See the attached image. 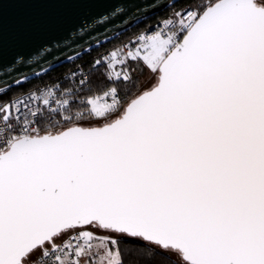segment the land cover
Wrapping results in <instances>:
<instances>
[{"label":"snow or ice","instance_id":"6c2138e0","mask_svg":"<svg viewBox=\"0 0 264 264\" xmlns=\"http://www.w3.org/2000/svg\"><path fill=\"white\" fill-rule=\"evenodd\" d=\"M161 6L86 73L0 88V264H264V0Z\"/></svg>","mask_w":264,"mask_h":264},{"label":"water","instance_id":"95a60500","mask_svg":"<svg viewBox=\"0 0 264 264\" xmlns=\"http://www.w3.org/2000/svg\"><path fill=\"white\" fill-rule=\"evenodd\" d=\"M172 2L87 0L85 3H58L14 0L5 3L0 19L3 35L0 86L35 71L53 68L67 61L64 59L69 55L104 42L165 8L161 5ZM117 9L121 11L111 15ZM104 16L108 19L95 23ZM86 23H93L94 27L85 28ZM18 58L19 64L15 62Z\"/></svg>","mask_w":264,"mask_h":264},{"label":"trees","instance_id":"16d2710c","mask_svg":"<svg viewBox=\"0 0 264 264\" xmlns=\"http://www.w3.org/2000/svg\"><path fill=\"white\" fill-rule=\"evenodd\" d=\"M179 6V5H177ZM168 9L164 8L162 10H159L158 12H155L152 15L147 16L146 18L142 19L141 21L137 22L136 24L132 25L131 27L127 28L126 30L120 32L119 34L113 36L110 40H107L103 43H100L97 47L90 48L88 51L82 52L80 55L77 56V58L73 61H65L57 66H54L53 68L48 69L47 71L41 73L39 76L31 77L22 82L21 85H11L10 87L13 89V92L11 94H15L17 92H20L22 90H26L30 87H33L36 84L39 83H48L51 81H54L57 79V77L68 67H70L75 62H81L83 63L87 68L90 67V62L92 61V57L96 52L99 50L106 48L110 45H112L114 42L119 41L129 35H131L133 32H135L139 27H143L146 24H150L154 20H156L159 16L165 15L166 11ZM98 88L103 89L105 87V84L102 80H98L97 85ZM119 87H123V85H120ZM8 89V88H7Z\"/></svg>","mask_w":264,"mask_h":264},{"label":"built area","instance_id":"2783aa9c","mask_svg":"<svg viewBox=\"0 0 264 264\" xmlns=\"http://www.w3.org/2000/svg\"><path fill=\"white\" fill-rule=\"evenodd\" d=\"M166 8V7H165ZM164 9V8H163ZM155 22V20L153 21V22H151L150 24H152V23H154ZM130 36V35H129ZM129 36H127V37H125V38H123V39H121V40H119V41H116V42H114L112 45H110V46H108V47H106V48H103V49H101V50H99L98 52H96L95 54H94V56L92 57V61L94 60V59H96V58H99L102 54H104L107 50H110V49H112L114 46H117V45H120L122 42H127V40H128V37ZM111 38H109V39H107V40H110ZM107 40H105V41H107ZM104 41V42H105ZM103 43V42H102ZM99 44H97L96 46H94V47H97ZM93 48V47H92ZM88 50H90V49H88ZM87 50V51H88ZM77 58V56L76 57H74V58H71V59H69V60H67V61H73V60H75ZM80 70H83L85 73L88 71V68L83 64V63H81V62H75L74 64H72L70 67H68L67 69H65L58 77H57V79L56 80H54V81H51V82H48V83H39L40 85H43V84H52V83H57V82H64V78L65 77H68V78H71V76H72V73L73 72H79ZM37 76V75H36ZM36 76H33V77H36ZM7 88L8 87H6V88H4L5 90H7ZM31 88H33V87H30V88H28V89H26V90H22V91H20V92H23V93H27L28 92V90L29 89H31ZM16 94V93H15ZM14 95V94H13Z\"/></svg>","mask_w":264,"mask_h":264},{"label":"bare ground","instance_id":"6f19581e","mask_svg":"<svg viewBox=\"0 0 264 264\" xmlns=\"http://www.w3.org/2000/svg\"><path fill=\"white\" fill-rule=\"evenodd\" d=\"M113 36H115V35H112V36H110L109 38H112ZM97 44H99V43L94 44V46H96ZM88 49H90L89 46L83 48L82 50H80V51H78V52H76V53H74V54L69 55V56L66 57L64 60H69L70 58H74V57L80 55L82 52L87 51ZM47 69H48V68H45V69H42V70H39V71H35V72H33V73H31V74L25 76V77H27V78H31L32 76H36L37 73L41 74V73L47 71ZM25 77L20 78L19 80H21L22 82H24V81H25V79H24ZM15 81H16V80H15ZM15 81H13V82H11V83H8V84H5V85H2V86H0V88H6V87H9V86L15 84Z\"/></svg>","mask_w":264,"mask_h":264}]
</instances>
